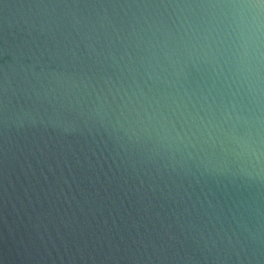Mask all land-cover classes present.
<instances>
[{"label": "water", "instance_id": "95a60500", "mask_svg": "<svg viewBox=\"0 0 264 264\" xmlns=\"http://www.w3.org/2000/svg\"><path fill=\"white\" fill-rule=\"evenodd\" d=\"M0 264H264V0H0Z\"/></svg>", "mask_w": 264, "mask_h": 264}]
</instances>
